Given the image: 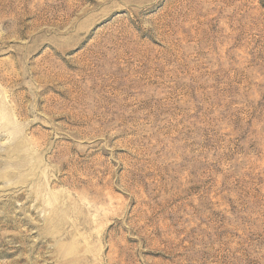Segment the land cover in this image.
I'll use <instances>...</instances> for the list:
<instances>
[{"label":"rangeland","instance_id":"374dc122","mask_svg":"<svg viewBox=\"0 0 264 264\" xmlns=\"http://www.w3.org/2000/svg\"><path fill=\"white\" fill-rule=\"evenodd\" d=\"M0 264H264V0H0Z\"/></svg>","mask_w":264,"mask_h":264}]
</instances>
